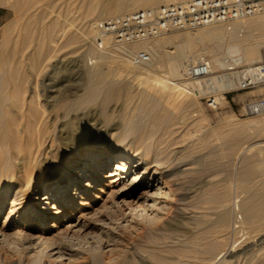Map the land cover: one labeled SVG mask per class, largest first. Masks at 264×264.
Instances as JSON below:
<instances>
[{"label":"bare ground","instance_id":"obj_1","mask_svg":"<svg viewBox=\"0 0 264 264\" xmlns=\"http://www.w3.org/2000/svg\"><path fill=\"white\" fill-rule=\"evenodd\" d=\"M7 1H11L9 4H11L10 7L13 8L15 14V21H13L12 24L15 23L16 25L22 19H25L26 26L22 28L20 27L21 29H18L16 33H13L12 31L15 25L12 26V32L10 33L6 31L9 30L6 29L7 27L1 29L0 31V212L2 208L4 209L3 211H5L4 221L0 225L1 248L7 250L9 249L11 253L17 254H14L15 256L19 255L20 259L25 256L27 262L24 261L23 264H44L45 258H48V260H46L48 261L47 264H72L73 254L80 253L81 255V252H84V250L93 251V253L99 252L100 249L97 245H90L87 248L76 249L75 247L80 244L78 239L76 240V244H78L76 246L74 244V240L69 241V239L73 236V232L90 223V216L92 217V215L105 209H111L117 206V199L112 202L110 201V199L113 198L112 196L119 197L122 194H126L128 193L125 191L127 188L137 184L145 186L149 189V195H147V198L150 203L148 202L149 204L143 206L136 204L128 205L122 218H115V220L121 219L120 221H124L122 222L124 224H131L138 221L139 224L141 222L147 225H154L157 223L160 224L161 222H164V214L171 210L170 207L172 206L171 200L169 199L176 194L174 185L177 184V182H175L174 178L176 177H174V173L177 171L173 169V164L171 163L172 160L170 158V154L172 152H168V154L170 153L168 156L165 152L166 149H164L166 148V145L163 146V149L161 148L162 146L159 148L151 141L153 139L150 138V140L146 135L147 133H141L143 132L142 128H138L137 126L139 124L141 125V123H147V121L150 122L151 120L154 122L160 121L156 117L157 111L160 107L156 104L158 102L154 103L156 101L154 100L155 98L153 99L154 104L150 101L152 95L150 100H148L149 95L147 97L148 99L143 98L140 103L142 97L136 96L135 94H138L137 92L134 94L132 93V90L126 89L127 87L124 86V90L126 89L127 92V94L124 93V96L126 94L127 99H124L127 101L124 100L119 124L121 125L122 135L113 140L109 144L110 148L108 149L100 145L97 141L92 143L85 142L80 146H73L74 144H71L74 138L73 136L79 135L78 131L83 128L85 122L79 119V115L75 114L73 117L70 116L68 118L67 116L71 111H75L78 108H84L91 102L93 105V101L95 102V100H99L101 107L99 114L102 116V118H100V122L102 124L107 123L112 118L111 117L109 119V112L107 111L108 103L114 99H119L118 97L123 93L122 91H124L122 90V93L116 92L115 85H118V88L116 89L120 91L123 85L121 86L120 84V87L119 83L122 82L123 84L127 81V76L125 75V77H120L118 76V73V77L115 76V71H117V69L119 71L122 70V72H132L131 74H134L138 68H143L146 72V70L148 71V69H150L153 63L157 60L158 62L160 61L166 63V69L168 71L167 75L170 77L169 79L176 81L177 79L185 76L186 68L190 63L189 60L192 59L196 62L204 58V53L188 42L190 41V37L188 36L185 38L188 43L180 48H176L174 50L172 49L170 51H163L160 43L156 44V48L152 51L148 46L149 44H144L141 40L122 44L112 43L111 38L106 37L105 39L108 50L102 51L100 54H96L94 52L95 54L90 56L92 66L89 68L88 66L86 67L89 69V72L86 71L89 73V79L87 81H90L89 84L94 86L92 87L94 90L91 88L92 92L89 93L88 91L90 89L87 91L86 87V91L81 96L79 95L80 97L78 96L79 99L67 100L64 101V103H61V106H65L66 108L65 112H59L56 110V114H53L50 112L53 106L56 107L57 102L62 99L66 100V98L73 93L72 89L69 85H67V82L71 79L66 83L63 81L58 82L57 90L59 95L53 97L51 95L52 92L49 93L47 97L49 110L45 111L40 104V97L38 95L39 92L37 93L35 91L36 87H28L27 85L28 76L31 72H35L37 75H41V77H49L51 74H41V71H43V67L48 65L47 63L53 57L59 54L63 47L75 41L80 42L82 40L84 41L83 43H85L87 37H89V34L91 33L95 36V38L97 37L98 33L95 29V21H91L89 26H87L89 28L85 27L87 23H84L83 19L82 22L80 21L81 24L76 25L75 28L71 27L74 24L69 19L60 21L56 18L50 20L46 24H43L40 21L46 15V6L45 4H39L38 1L40 0H0V3ZM124 1L125 0H90V2H93L94 4L93 5L91 3L94 11L98 5H100L98 12V16L100 17L103 16L104 13H109L110 15L121 14L122 12L120 7H122L121 3ZM133 1L136 2V0ZM161 2L162 0H138L136 4L139 5L137 7L140 8L153 6ZM47 8L51 9L50 7ZM132 9L133 8H130L128 11H131ZM48 12H50V10ZM82 15L85 14L83 13ZM85 17L87 18L86 15ZM249 17L248 19H245L247 17L235 19L231 22L230 27H215L212 30L209 29L210 32L208 34L210 35L209 39L211 40V42H209V53L212 69L215 67L222 69L236 68L242 64L247 65L264 60V13L254 14L251 15L250 18ZM8 26L11 27L9 24ZM204 37L205 36H203V39ZM78 38L79 41H77ZM110 44L118 45L112 46ZM111 50H114L113 52L116 55L113 54ZM142 50H146L150 53V60L143 63H135L133 55ZM110 56L117 58L116 65L111 63V60L109 59ZM129 61H131L133 65H130ZM146 64L149 67H145ZM68 66L69 64L67 62H62L59 59V61L53 65L54 68L52 70V74L54 77L52 78V81L54 82L55 80L61 78V76H65L64 74L68 75L70 72L68 73L67 70H71V66ZM63 68L64 70H61ZM231 75H236V71L224 72L213 76L210 75L207 78L196 81L179 83L177 85V88L179 89L176 88V90H180V93H177L176 96H179L178 99H181L182 94L193 93L198 97L204 94L205 90H208V92L211 93L222 92L235 86L234 79L230 78ZM51 83H49V85ZM87 84L88 83H86V85ZM125 84L127 86L128 83L125 82ZM151 84L153 85V83ZM113 85L115 86V88L113 87L114 89L112 88ZM148 85L149 84H147V87L150 88V85ZM152 85L149 91L144 90V85L142 88H139V90L141 92L146 91L148 94H152L153 92L151 93V90L155 88L154 87L152 89ZM28 88H30V90L28 95H26ZM154 91L156 92L157 89L155 88ZM136 97H140V104L134 103V100L137 102ZM153 97H155V95H153ZM215 99L218 101L219 97L217 96ZM169 103L170 102L163 104V106H167ZM171 105L173 106V104L168 106ZM61 106L59 105V107ZM173 107L176 106L174 105ZM63 116H66L64 120H62ZM59 120L62 121L58 123V128L55 129ZM163 126L165 125L163 124ZM151 127L149 126V129ZM169 133H172L171 130ZM130 134H133L134 136L128 140L127 137ZM164 134L166 135L167 133ZM170 136H172V134ZM154 140H157V138ZM163 143L165 144V142ZM245 149V151L249 150L247 147ZM260 153H263L261 158H259L256 162L254 161V165L243 166V168L240 169V173L259 172L258 174H264V152L261 151ZM254 155L255 153L253 152L245 154L243 159L247 160L248 157ZM199 158H201V161L202 157ZM185 169H187V167L183 166V168L181 167L178 170L182 171ZM248 189H250V184ZM248 189L247 191L237 192L233 196L230 195L231 193H217L218 195L215 196L217 202H225V204L222 203V205L227 208V211L234 212L233 222L232 224H228L231 228L229 229L232 230V232L240 234L239 237L246 236L252 230L254 231L255 228H259L261 230L264 226V192L254 191L255 189H253V187V191H249ZM102 194H104V196ZM205 195L209 196L208 194ZM194 196L192 195V197ZM200 196V202H203L205 197L203 194H200ZM175 197L176 196L173 198ZM202 198L204 200H202ZM97 200H101L102 202L96 208L94 207V203H96ZM210 200H214V198L212 197ZM195 202L197 203V201ZM204 204L206 205V203ZM222 205L220 207H222ZM223 207L222 209H224ZM198 210L189 212L190 217H196L199 213ZM227 211L223 214H226ZM106 219L108 222H111L110 218ZM222 222L223 221L218 224H220V226L222 224L223 227L225 223ZM228 224L225 226V230ZM205 228L204 231H207ZM51 229H57V232L63 234V238L65 239L62 240L64 241L58 242L55 241L54 238L52 240L44 235V231ZM211 229L212 228H210V230ZM215 229L219 228L216 226ZM215 229L212 230V232L216 231L217 234H219ZM220 230L222 231V229ZM206 231L204 234H209V232ZM70 232L72 234H70ZM211 234H215L217 237L216 233ZM199 235L201 236V231ZM203 236L204 235H202L201 238H203L202 240H204V242L202 240L201 241L202 243H205V247L211 249L212 247L217 246L215 242L217 239ZM208 236H210V234ZM207 238H211L212 240ZM219 238L221 237L219 236ZM223 240H225V238L222 239V241ZM236 240L238 241L239 238H236L230 247L226 245L227 248H224L225 251L223 248L219 252L217 251L218 253L215 255V258L219 259L225 254V252L233 255ZM107 245L109 247V251L107 250L109 254L112 252L113 248L117 247L115 244L114 247L110 248L112 243H109V240ZM200 245L201 244H199V246ZM249 248L251 247L246 246V248L241 251L246 252ZM200 251L201 250H199V253ZM210 251L215 252V250ZM109 254L107 255L109 256ZM195 255L194 258L197 260ZM75 256L76 255H74V258ZM156 256H158V254ZM109 257L110 258L107 257L108 261L111 262L120 260V257L117 260V255L115 254H112ZM198 257H203V255ZM124 258L123 261H126ZM212 258L213 257H211V259ZM203 260L205 261V259ZM174 261L176 262V260L173 259V262ZM179 261H182V258ZM20 262L21 261H19V264ZM211 262H213V259ZM98 263L99 262L97 261V264ZM170 263H172V261ZM182 263H184V261H182ZM109 264L112 263L109 262Z\"/></svg>","mask_w":264,"mask_h":264},{"label":"rangeland","instance_id":"obj_2","mask_svg":"<svg viewBox=\"0 0 264 264\" xmlns=\"http://www.w3.org/2000/svg\"><path fill=\"white\" fill-rule=\"evenodd\" d=\"M137 1L138 0H136V2ZM174 1H179V0H162V2L159 4L139 8L137 7L139 5H137L136 2H134L133 0H125L124 2L121 3L122 7H120L121 8L120 10L122 12L121 14H124L127 12H132L138 9H142V8L157 7L163 3H169V2H174ZM9 3H11V1L0 3V31L1 29L7 27L6 29L10 30V31L6 30L7 32L10 33L13 31V33H16L18 29H21L22 27L26 26V22H25L26 20L22 19L20 22H18V24L16 25L15 23L12 24L13 21H15V16H14L15 14H14L13 8L10 7L11 4ZM38 3L41 5L45 4L46 8L50 7L52 9L51 10L49 8L47 9L45 8L46 15L49 10L50 12H48L49 16L45 15V17L40 21L43 24H46L50 20H53L56 18H58V20L60 21L69 19L74 24L71 27L75 28L76 25L81 24L82 19H83V22L88 24V25L86 24L85 27L89 28L87 26H89L91 21L92 22L96 21L97 18H98L97 20H99L102 18L118 15V14L110 15L109 13H104L103 16L101 17L98 16L100 5H98V7L94 11L92 9V6L94 4L93 2H90V0H40L38 1ZM130 8H133L134 10L132 9L131 11H128V9ZM87 10H88V13H87ZM83 13L87 16V18L85 17V15H82ZM248 17L245 19H248ZM232 21L218 22V23L203 25V26L194 27V28L176 29V30H172L168 33H165L159 36H154V37H150L147 39H143L141 41L144 44H147V45L149 44L148 46L152 51H154V49L156 48L155 46L158 43L162 45L161 49L163 51L165 50L170 51L172 49L174 50L176 48H180L189 42L190 44L195 46L199 51L204 53L203 55L204 58H207L210 60V53H209L210 43L209 42H211V40L209 39L210 35L208 33L210 32V30L214 29L215 27H221V28L230 27ZM8 24L11 27H9ZM14 25L15 27L12 29V26ZM204 32H207V33H204ZM187 36L190 37V41L188 42L185 39ZM203 36H205L204 39H203ZM77 41H79V38ZM83 42L84 41L82 40L80 42L75 41L63 47L61 51L59 52V54L53 57L47 63L48 65L43 67L42 69L43 71H41V74L42 73L51 74L49 77H46V78L41 77V75H37V73L35 72H31L29 74L27 85L28 87L29 86L36 87L35 91L37 93L39 92L38 95L40 97V104L42 105V108L45 109V111L49 110L48 108L49 102L47 98L49 93L52 92L51 95L53 97L56 95H59V92L57 90V86H58L57 84L59 81H63L66 83L67 81L71 79L69 81L70 83L67 82V85H69L73 93L69 95L66 98V100L62 99L61 101L57 102L56 107L53 106V108L50 111L53 114H56V110L59 112H65L66 108L65 106L64 107L61 106V103L62 102L64 103V101H67V100H73V99L77 100V98L79 99V97L86 91L85 90L86 87H87V91L88 89H90L88 91L89 93L92 92L91 88L94 86L89 84L90 81L89 82L87 81L89 79V75H88L89 73L86 72V71L89 72L88 68L92 66L90 56H92L95 53L100 54L102 53V51H107L108 48L107 47L99 48L96 44L95 36L92 35V33L89 34V37H87V40L85 41V43ZM122 44H127V43H122ZM114 45L117 46L118 44H113L112 46ZM111 51L113 54H115L113 52L114 50H111ZM59 59L62 62H67L69 66H71L70 67L71 70H67L68 73L70 72L68 75L64 74L65 76H61V78L53 82L52 81V78L54 77L52 74V70L54 68L53 65L56 64L57 61H59ZM109 59L111 60L112 64L116 65V61H117L116 57L110 56ZM189 61L194 62V60L192 59H190ZM129 63L130 65H133L131 61H129ZM244 65L245 64H242L240 65V67ZM87 66L88 68H86ZM166 66L167 65L165 62H160V61L158 62L156 60L153 63L152 67H150L148 71L146 70V72H145V69L143 68L142 69L138 68L136 70V73L134 74H131L132 72H124V71L122 72V70L119 71L117 69V71H115L116 72L115 76L116 77L118 76L123 77L124 75L127 76V81L125 82L128 84L126 86L125 82L123 84L122 82L119 83V86L120 84L121 86L123 85L122 86L123 88L120 86L121 87L120 91L116 89L118 88L117 87L118 85H115L116 88L113 85L112 88L114 87L116 92H119V93L122 90H124L125 87H127L126 89L132 90V93L134 94L135 92H137L140 95L138 94H135V95L142 97L141 101H140V97L139 98L136 97L137 102H135L134 100V103H137V104H140L143 98H147L149 95H150L149 99L148 98L147 99L150 100V97L152 95V98L150 100L152 101L151 103L154 102L153 101L154 98H155L154 100H156L154 103L158 102L156 104L160 107V109L157 111L156 117L158 120L162 122L160 121L154 122L151 120L150 122L147 121V123H141L142 126L140 124L137 126L138 128H142L143 132L141 133H144V132H145L144 134L147 133L146 135L148 136V138L149 139L152 138L153 140L151 139L150 140L154 144H156L159 148L162 146L161 148L163 149V146L166 145V148L164 149H166L165 152L167 153L168 156L170 154V153L168 154V152H172L170 154L171 155L170 158L172 160L171 163L173 164V169L177 171L176 173H174V177H176L174 179H175V182H177V184L174 185L176 189L175 191L176 194L174 196H176L177 198L175 197L176 198L175 199L173 198L174 197L173 196L172 198L169 199L171 200L172 206L170 207L171 210L167 211L166 214H164V220H165V221L163 220L164 222H161L160 224L159 223L154 224L155 226L143 224L140 222L141 224L140 226L138 221H137L138 225H137V222H133L131 223L132 224L131 225L130 223L127 224L126 222H125L126 224H124L122 223L124 221H120L121 219L115 220V218H122L123 214L125 213V209L127 208L128 205L136 204V205L143 206V205L149 204L150 201L147 198V195H149V192H148L149 189L145 186L137 184V185H133L127 188L125 191H127L128 193L126 194H122L119 197L112 196L113 198L111 199L109 198V199L111 202L117 199L116 205L117 204L118 205L115 206L116 208L114 207L111 209H105L99 213L92 215V217L90 216L89 218L90 223L84 226L83 228L77 229L75 232H73V236L69 239V241L74 240L75 246L78 245L76 244L77 242L76 240L78 239V242H80V244L75 247L76 249H80V248L83 249L85 247L87 248L90 245L91 246L97 245V247L99 246L98 248L100 249V251L93 253V251L84 250V252H81V255L80 253L73 254L72 264H97V261L99 262L98 264H109V262L112 264L113 262L114 264L117 262H118L117 264H120V262L121 264L123 262H125L123 264H128V263L129 264H168L171 261L172 263L170 264H173V263L181 264L182 261H184V263L182 264H254V263L264 264V254H263L264 252L263 250L264 249V226L262 228L260 227L262 231L259 228H258L259 230L255 228L256 231L254 229V231L252 230L253 232L251 231L252 233L250 232L246 236L239 237L240 234L232 232L229 226V224L230 223L232 224L233 222L234 212L227 211V208L223 207L222 205V203L225 204V202H222V203L217 202V199L215 197L216 195H218L217 193L219 194L220 193L221 194L231 193L230 195L233 196L237 192L247 191V189L249 188V184H250V189H248L249 191L250 190L253 191L252 190V187H253V189H255L254 191L264 192L263 191L264 190V174L263 173L261 174H258L259 172L244 173V174L240 173V169H242L243 166L245 167L246 165L248 166L254 165V163L257 160H259V158H261L263 154L260 152L261 151L264 152L263 151L264 150V118L260 115L240 114V106L242 102L248 98H251L253 95L259 94L262 90L260 88H253V89L241 91V90H238L236 86H233L232 88L226 89L218 93L217 92L211 93V92H208V90H205L206 94L204 93L198 97L195 96L193 93L182 94V98L178 99L179 96H176V94L180 93L179 92L180 90H176V88L178 87L177 85L179 83H185L187 81L188 82L196 81L199 79L190 78L185 75L177 79L176 81H172L171 79H169L170 78L169 75H167L168 71L166 69L167 68ZM145 67H149V66L146 64ZM240 67H238L237 70H240ZM61 70H64V68ZM212 70H213V73L211 74L212 76L216 74H220V73L222 74L224 72L234 71V70H228V69H222V68H216V67ZM128 73L132 76H130ZM85 82L88 84L86 85ZM49 83L51 84L49 85ZM151 83H153V85ZM147 84L150 85V88L147 87ZM143 85L145 86L144 90L146 91H149L152 85V89L155 87L157 89L156 91L157 93L154 91L155 88L151 90V93L153 92L156 94H153V93L148 94V92L146 91L141 92L139 88H142ZM155 85H159V86H155ZM53 89H56V90H53ZM126 89L122 91L123 93L121 92L123 95L120 94L121 97L119 96L118 97L119 99H114L108 103L107 111L109 112V119L111 117L112 118L107 123L102 124L100 122L101 120L100 118H102V116H100L99 114L101 111V107H100V101L98 99L97 100L99 102L94 99L95 102L93 101L94 103L93 105L91 102L89 103V105H86L84 108H78L77 110L71 111L69 113L67 118L70 116L73 117L76 114V115H79V119L85 122L83 128L79 129L78 131L79 135L73 136L74 138L71 143L72 145L74 144L73 146L75 145L80 146L85 142L92 143V142L97 141L100 143V145L104 146L105 148L107 149L110 148L109 144L113 140L117 139L118 137L122 135L121 125L119 124L121 120L122 106L124 104V100L127 99ZM29 90L30 88H28L26 95H28ZM92 90H94V88H92ZM124 93H126L125 96H124ZM153 95H155V97H153ZM217 96L219 97V99L218 101L216 100L217 101L216 106L215 107L210 106L208 104V98L217 97ZM168 102H170L168 105L173 104V106L175 105L176 107H173L172 105L171 106L165 105L166 107L163 106V104H167ZM180 103H183V104H180ZM58 104L62 107V109L61 107H59ZM167 108H170V109H167ZM65 118L66 116H63L62 120H64ZM61 121L59 120V122H57V126L55 127V129L58 128V123H60ZM150 123L152 124V127ZM163 124L165 126H163ZM149 126L151 127L150 129H149ZM166 127H168L169 129ZM158 129L160 130V133ZM168 130L169 132L171 130L172 136H170L171 134L168 132ZM164 133H167V134L165 135ZM161 134H164V135H161ZM133 136H134L133 134H130L128 135L127 139L129 140ZM156 138L157 140H154ZM166 139L167 140L170 139V140L167 141ZM156 141L158 142L155 143ZM166 141H167V144H166ZM163 142H165V144ZM246 147L249 150L245 151ZM248 152L249 153L253 152L255 153V155L248 157L247 160H244L243 157L245 156V154H249ZM199 157H202L201 161H200L201 158ZM185 163H188V164H185ZM183 166L187 167V169L182 170V171L178 170L181 167L183 168ZM200 194L201 195L203 194V196L205 197L204 198L205 200L202 198V200H204L205 202L204 201L200 202L201 201ZM205 194H208L210 197ZM102 195L104 196V194ZM192 195L193 196L195 195V196L192 197ZM212 197L214 198V200H210L212 199ZM195 201H197V203ZM101 202H102L101 200H97L96 203H99V204L94 203L95 204L94 207L97 208ZM204 203H206V205ZM218 203L219 205L221 204L224 209H222V207H220L221 205L219 206ZM206 207H208L209 209ZM3 210L4 209L2 208L0 212V225L3 223L4 221L3 219L5 218V211ZM197 210L199 211L198 215L202 217H199L198 215L196 217H190L189 212L197 211ZM225 211H227L226 214H223ZM106 218H110L111 222L110 221L108 222ZM100 219H104V220H100ZM221 221L225 223V225L223 224L224 225L223 227H222V224L221 226L220 224H218L219 222L221 223ZM226 223L227 224L229 223L228 224L229 227L227 226L225 230L224 228L227 225ZM133 224H136V225H133ZM214 226L215 228L217 226V228L219 229H215ZM204 228L207 229V231L206 230L205 231L209 232L210 236H208L209 235L208 233L204 234L205 233ZM210 228L212 229L210 230ZM214 229L217 230L219 234H217L216 231L212 232V230ZM220 229H222V231ZM200 231H201V236L199 235ZM44 232H45L44 235L49 237V239L53 240L54 238V240L58 242L64 241L62 239H65L63 238V234L57 232V229H53V230L51 229V230L44 231ZM211 233H216L217 237L215 236V234H211ZM70 234L72 233L70 232ZM220 234L221 235L223 234V235L221 236ZM202 235L211 237L212 239H217L221 243L215 240L216 245H217V246L215 245L216 247H212L211 249L208 247H205L204 245L205 243H202V241L204 242V240H202L203 238H201ZM219 236L222 239L225 238L226 241L223 240L224 241L223 242L222 239L219 238ZM211 238H207V239H211ZM236 238L237 239L239 238V240L238 241L236 240L235 242V246H234L235 250H233L234 254L231 255L230 253L225 252V254L222 257H220L219 259H216L215 255L222 248L223 250L224 248H227L226 245L230 247L231 244L234 243V240ZM108 240H109V243H112L110 248L114 247L115 244H116L115 246H117L116 248H113L110 254L108 252L109 251L108 250L109 247L107 245ZM117 244L118 245L120 244L119 247ZM199 244L201 245L199 246ZM243 246L245 248L246 246H249L251 248H249L246 252H243L241 251L242 249L243 250L245 249ZM0 248H1V245H0ZM3 249L4 248L0 249L1 250L0 264H19V261H21L20 264H23L24 261L27 262V260L25 259V256L23 258L21 257L22 259H20L19 255L15 256L17 254L11 253L9 249L8 250L4 249V251ZM198 249L201 250L200 253ZM121 250H124V251H121ZM210 250H215V252L210 251ZM107 254H109V256H111L112 254H115L117 255V260L119 259V257H120V260L116 262L108 261V258L110 257ZM118 254H120L121 256ZM157 254L158 256H156ZM74 255H76L75 258H74ZM194 255L197 260H195ZM202 255L204 258L198 257ZM211 257H213L212 258L213 262H211L212 261ZM123 258L126 259V261L125 260L123 261ZM181 258H182V261H179L181 260ZM202 258L205 259V261ZM173 259L176 260V262L175 261L173 262ZM46 260H48V258L44 259V264H47L48 261Z\"/></svg>","mask_w":264,"mask_h":264},{"label":"built area","instance_id":"obj_3","mask_svg":"<svg viewBox=\"0 0 264 264\" xmlns=\"http://www.w3.org/2000/svg\"><path fill=\"white\" fill-rule=\"evenodd\" d=\"M258 13H264V0H179L96 20L95 29L98 34L95 41L99 48H106V37L111 38L112 43H127L176 29L229 22ZM150 58V53L146 50L133 55L135 63L147 62ZM238 67L228 69L236 71V75H231L230 78L234 79L238 90H262L242 102L240 114L264 117V60L241 66L240 70H237ZM212 73L210 60L202 58L190 62L185 75L203 79ZM208 104L215 107V97H209Z\"/></svg>","mask_w":264,"mask_h":264}]
</instances>
